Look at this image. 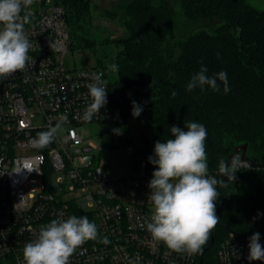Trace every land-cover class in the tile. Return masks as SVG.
I'll return each mask as SVG.
<instances>
[{
	"label": "built area",
	"instance_id": "obj_1",
	"mask_svg": "<svg viewBox=\"0 0 264 264\" xmlns=\"http://www.w3.org/2000/svg\"><path fill=\"white\" fill-rule=\"evenodd\" d=\"M25 12L30 15L25 26L32 45L29 62L22 71L0 77V264H22L25 244L37 238L42 226L70 217L73 199L66 195L73 192L87 199V207H81L93 215L98 240L77 248L70 264H264L247 260L249 238L233 231L214 244L212 230L200 254L175 252L152 238L146 228L153 211L148 200L153 171L147 160L137 163L136 176L118 179L109 177L104 161L91 153L98 145L85 124L114 115L106 71L67 66L72 37L66 9L57 0H33L21 15ZM100 73L107 104L85 121L91 103L87 85ZM62 116L67 121L54 141L34 148L31 140ZM29 148L35 151L19 153ZM208 174L220 177L219 172ZM103 237L109 243L99 242ZM259 242L264 246V237ZM213 247L215 255L209 259Z\"/></svg>",
	"mask_w": 264,
	"mask_h": 264
},
{
	"label": "trees",
	"instance_id": "obj_2",
	"mask_svg": "<svg viewBox=\"0 0 264 264\" xmlns=\"http://www.w3.org/2000/svg\"><path fill=\"white\" fill-rule=\"evenodd\" d=\"M91 1L57 0L66 9L72 42L83 48L99 44ZM179 7L176 16L169 0H120L107 10L124 26L123 34L110 40L118 46L113 64L119 65L109 80L114 108L110 121L125 135L137 122L154 127V141L132 144L134 156L145 158L150 171L156 169L148 160L155 142L174 138L171 126L184 128L190 121L205 126L208 171L215 173L221 160L247 143L246 154L258 165L240 167L227 187L217 185L214 244L231 231L241 238L256 232L264 237V8L245 0H179ZM175 31L181 38L173 41ZM201 64L209 76L226 72L229 90L217 80L219 91L207 85L187 91ZM172 91L178 95L173 97ZM133 101L143 108L139 117L131 114ZM216 178L227 182V177ZM70 213L95 223L77 204Z\"/></svg>",
	"mask_w": 264,
	"mask_h": 264
},
{
	"label": "clouds",
	"instance_id": "obj_3",
	"mask_svg": "<svg viewBox=\"0 0 264 264\" xmlns=\"http://www.w3.org/2000/svg\"><path fill=\"white\" fill-rule=\"evenodd\" d=\"M32 4L33 0H0V77L22 71L29 62L28 53L32 45L25 26L30 22V15L25 12L22 16L21 13ZM108 69L118 73L119 65L111 64ZM207 73L208 68L201 64L199 71L191 76L186 90L191 92L207 85L213 91H219L217 80L223 83L225 92L229 90L226 72L213 76ZM92 79L94 82L87 85L91 103L84 111L85 121L99 115L100 109L107 104L103 73L94 75ZM171 95L175 97L178 93L172 91ZM142 111V106L133 101V117H139ZM66 121L67 117L62 116L55 126L39 132L31 140L32 146L36 149L48 147ZM113 131L120 133V129ZM170 132L174 138L156 141L154 155L148 157L149 163L156 169L148 183L151 190L148 200L153 205V211L146 228L154 240L162 241L172 251L200 254L211 231L219 223L215 210V201L220 196L217 185L227 187L229 182L234 183L236 172L248 164L239 155L233 156L230 164L221 160L219 175L227 177V182L217 179L208 174L205 126L190 121L184 124V128L171 126ZM28 171L32 169L28 168ZM97 238V226L87 216L53 219L40 228L35 240L25 244L22 264H70L69 258L77 248ZM259 241V232L249 237V262H264V246ZM99 242L109 243L107 237L100 238Z\"/></svg>",
	"mask_w": 264,
	"mask_h": 264
},
{
	"label": "rangeland",
	"instance_id": "obj_4",
	"mask_svg": "<svg viewBox=\"0 0 264 264\" xmlns=\"http://www.w3.org/2000/svg\"><path fill=\"white\" fill-rule=\"evenodd\" d=\"M120 0H92V27L98 33L99 44L96 47L83 48L79 47L75 41L72 42V48L66 54V63L68 67L83 68L96 66L108 73V79L116 77V73L109 71L108 66L114 63L115 53L118 50L115 42H111L115 38L120 37L124 32V26L119 19L112 18L107 15V10H111ZM247 3L264 8V0H245ZM169 5L173 9L175 15L180 12L179 0H169ZM219 21L213 23L214 27ZM212 27H209L211 29ZM71 32V25L69 24ZM181 34L178 31L170 35L173 41L179 40ZM100 42H103L100 43ZM133 129L125 134H117L114 123L110 120L102 122H91L85 124L90 129V137L95 140L98 147L94 148L91 153L104 161V170L111 178L127 179L138 174L137 163L140 157H135L132 144H138L142 139L154 141L156 131L154 127L144 123L137 122L133 124ZM127 137H131L132 141H128ZM134 142V143H133ZM34 148L20 150V154H31ZM60 190V185L56 187ZM66 197L73 199V204L87 207V199L84 196H78L73 192ZM215 255L213 247L208 253L209 259Z\"/></svg>",
	"mask_w": 264,
	"mask_h": 264
},
{
	"label": "water",
	"instance_id": "obj_5",
	"mask_svg": "<svg viewBox=\"0 0 264 264\" xmlns=\"http://www.w3.org/2000/svg\"><path fill=\"white\" fill-rule=\"evenodd\" d=\"M247 143H244V144H240V145H237L235 148H234V151L229 155L228 157V160L226 161V163H229L231 162V159L233 156H236V155H239L241 159H246L250 162L251 165L253 166H257L258 163L251 160L248 156H247Z\"/></svg>",
	"mask_w": 264,
	"mask_h": 264
}]
</instances>
